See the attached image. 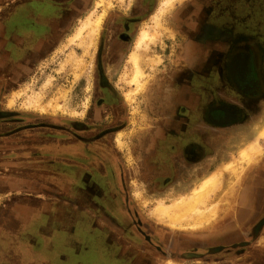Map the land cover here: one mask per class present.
Here are the masks:
<instances>
[{"label":"flooded vegetation","instance_id":"obj_1","mask_svg":"<svg viewBox=\"0 0 264 264\" xmlns=\"http://www.w3.org/2000/svg\"><path fill=\"white\" fill-rule=\"evenodd\" d=\"M153 2L141 3L146 8ZM189 7L174 18L184 44L175 50L180 54L176 61H168L159 72L156 98L146 82L130 103L126 95L134 85L130 83L132 90L127 91L121 80L124 68H134L131 52L149 12L115 14L102 30L96 89L87 119L69 117L64 124L52 119L35 122L24 113L0 110V121L17 124L0 127V164L7 161L0 171L2 197L34 199L46 194L66 198L67 205L82 202L129 211L130 218L121 215L114 236L129 238L138 246L152 243L155 252L168 255L162 239L154 242L144 231V217L132 199L131 183L140 179L152 194L163 193L173 184L178 189L190 185L228 155L234 133L242 135L264 116V0H195ZM112 24L113 29L109 28ZM138 47L145 48V43ZM170 47L167 43L163 50L169 53ZM142 54L146 80L152 62L147 52ZM137 100L146 112L135 115L132 109ZM57 131L62 132L64 143H58ZM120 134L123 148L118 143ZM124 134L130 135L129 140ZM11 141L19 146L10 147ZM128 149L132 155H127ZM126 156H132V161ZM258 170L251 173L242 197L251 214L246 232L241 236L231 227L226 235L230 241L219 243L226 248L200 251L198 259L234 250L241 254L264 237L263 163ZM104 233L110 234L108 230Z\"/></svg>","mask_w":264,"mask_h":264},{"label":"rangeland","instance_id":"obj_2","mask_svg":"<svg viewBox=\"0 0 264 264\" xmlns=\"http://www.w3.org/2000/svg\"><path fill=\"white\" fill-rule=\"evenodd\" d=\"M98 1L99 0H0V110L19 112V114L24 113L35 122L50 121L52 119L57 123L64 124L69 117L78 120L87 119L88 105H90V101L92 102V99H94L96 89L98 77L97 54L102 30H104V24L107 23L106 20L110 15L112 16L115 14L131 15L134 13L149 12V17L140 25L136 38V47L132 49L131 54L133 55L138 52L140 56L141 53H143V56L146 55L145 53L147 52L146 56L151 57L152 62L151 74L147 76V81H144L146 75L144 71V76L141 78L142 85L136 86L135 83H133L135 75L133 71L136 72V66L131 59L134 68H124L121 72V80L123 81V85L127 87V91H129V88L131 89L130 83L134 85V89H131L132 91L126 95L130 103L136 99V96H138L137 93L146 87V82L147 87H150L151 89H149L152 90V98H156V87L160 82L158 78L159 72L161 69L165 68L168 61L170 64L176 61L177 56L180 54H177L175 50L177 46L184 44V40L180 36L179 28L174 25V18L177 16L178 11L181 12L192 8L189 7V5L193 4L195 0H176L174 5L165 12L163 23L166 27H169V30L157 26L154 19L163 0H154L153 5H147L146 8L141 3L142 0H104L105 4L102 6L97 5ZM150 7H152L151 11ZM105 8L108 10L101 31H99L96 36H89V31H86L83 39L74 41L76 32L86 18L92 14L94 16H99L104 12ZM147 9H149V11ZM201 14H203V12ZM112 27L113 24L109 28ZM143 30H149L151 33L156 34V37L154 40L145 42V48H139L140 35ZM173 37L177 38L173 39ZM167 43L172 45L169 53L163 50L166 48ZM110 72L113 73L112 71ZM129 77H131L130 82H128ZM48 79L52 81L47 85ZM148 80L152 83L148 84ZM150 92L147 93V95L145 93L144 96L149 97ZM37 95L40 96L39 105L45 107V111H41L39 108H36V106H25V103L31 96ZM13 96H15L17 100L14 106L9 108L7 103ZM140 98L142 99V97ZM56 100L61 102L64 110L60 109L57 112L55 111L54 104H56ZM134 104L135 108L132 110H134L135 115L136 113L139 114L138 112L140 111L143 113L146 112L141 102L137 100V103ZM141 116V121L144 125L145 118L143 115ZM15 125L17 124L5 125L3 121H0V127H12ZM263 125L264 122L260 120L254 123L253 128H248L242 132V135L234 133L231 143L232 147L228 155L218 160L210 171L203 173L199 179H195L188 186L185 185L183 188L178 189L173 184L171 187L166 188L163 193L152 194L149 192V187L140 179L131 183V191L134 192L132 199L136 202L137 206H139L144 217L145 223L143 229L152 235L154 242H158L162 239L161 241L164 243L162 247L168 254V259H172L171 255L176 257L177 250H179V256H181V254L185 256L183 261L180 258V263L198 264L200 263L198 261L200 251L210 253L215 252L216 249L221 250L220 248H226L225 246H220L221 244L219 245L220 242L230 241L226 240V235L231 231H226V228H236L235 232L240 233L241 236L243 232H246L245 227L248 226L246 223L248 219H251V214L245 216L247 218L242 219L240 212L241 209L247 210L246 207L242 208L244 204L242 203L244 199L242 197L248 186V179H250L249 177L251 174L248 176L244 174L242 176L241 181L245 180V183H243L244 185L240 192L241 195L233 200L232 204L228 205L230 211L228 216L230 219L226 218L223 221L225 215L222 211H219L222 213L215 217L213 222L207 223L200 228L178 229L176 226H172L168 221H163L156 217L153 211L159 202L164 201L168 204L174 203L181 195L190 193L195 186H198L202 178L222 170L225 163L236 161L240 153V148L245 146L251 139L255 138L262 130ZM57 133V137H59L58 143H64V136H60L62 132L57 131ZM129 137L130 135L128 134H124L123 136L125 140H129ZM1 141L0 139V143ZM118 143L120 148H123L125 142L122 139V134L118 136ZM130 144L131 143L128 142V146ZM9 146L16 148L19 145L15 141H11ZM125 152L127 155H132L129 149L125 150ZM127 159L131 160L132 156L127 157ZM5 162L7 163V161H3V165L0 164V171H4V168L7 167ZM255 170H257V172L259 171L258 169ZM10 171L13 174H17L18 172L15 169H11ZM236 177V173L233 174L229 171L224 172L223 186L213 198H210L209 205L224 199L226 190L229 188L231 182L237 180ZM241 185L242 184H240L239 189H241ZM18 200L23 201L25 199H14L5 196L2 197L0 195V221L6 216L2 214L3 207L11 203L15 204V201ZM53 203L54 207H66L64 202L54 201ZM218 219H221L220 222H223L220 224L221 228L217 226ZM156 231L161 232L160 235H156ZM89 232V229L88 232L81 229L74 234L64 232V230L60 232L56 231L55 239L58 241L57 244H66L62 239L65 241L69 240L73 243V241L82 237L85 243H91L93 242V234ZM89 245V251H82L80 256L76 254L75 247L68 245V247L61 248L59 251L60 253L58 252V256L65 253L66 255H73L70 256V260L83 258L88 264H92L94 261L91 260L97 257V247L95 245ZM234 252H237V250H234ZM159 255L164 258V255L160 253ZM203 263L207 264V262H201V264Z\"/></svg>","mask_w":264,"mask_h":264},{"label":"crops","instance_id":"obj_3","mask_svg":"<svg viewBox=\"0 0 264 264\" xmlns=\"http://www.w3.org/2000/svg\"><path fill=\"white\" fill-rule=\"evenodd\" d=\"M260 120L264 122V116L257 121ZM253 125L254 123L250 124L248 128H253ZM262 163L264 164V156L259 165ZM55 200L64 202L66 207H54ZM242 206L245 208V204ZM3 208L6 209L2 210V214L6 216L1 219L2 226H0V264H88L83 258L70 260V256L73 255L64 253L58 256V252L63 247L72 246L75 247L76 254L80 256L82 251H89V244L97 247V257L91 260L94 261L92 264H102V261L103 264H165L169 258L168 256L160 257L154 251L152 243L138 246L129 238L114 236V231L119 229L121 215L124 213L126 214L124 218H130L129 211L121 212L114 207L105 209L96 205L89 206L82 202L79 205H67L66 198L55 199L46 194ZM249 212V209H241V218H247L245 216L249 215ZM81 229L87 232L88 229L90 230L89 233L93 234V242L85 243L81 237L73 243L62 239L66 244H57L56 231L64 230V232L74 234ZM229 229L226 228V231ZM105 230L110 232L109 236L105 235ZM263 242L264 237L261 236L255 243L247 246L244 253L208 255L200 257L198 264L201 262H207V264H264V249L261 247ZM6 245L7 249L4 248ZM178 251L176 257L171 255L172 260H182V258L180 260Z\"/></svg>","mask_w":264,"mask_h":264},{"label":"bare ground","instance_id":"obj_4","mask_svg":"<svg viewBox=\"0 0 264 264\" xmlns=\"http://www.w3.org/2000/svg\"><path fill=\"white\" fill-rule=\"evenodd\" d=\"M175 2L176 0L162 1V5L160 6L158 13L154 16L157 26L164 27L165 29L169 30V27H166L163 23V16L165 15V12L174 5ZM104 4V0H99L97 2L98 6H102ZM107 8H105L104 12L99 16H94L93 14L89 15L76 32L74 41H76L77 39H83L86 31H89V36H96V34L101 31V28L103 26L102 24L107 14ZM155 35L156 34L151 33L149 30H143L140 35L141 37L139 40V46H142V44L148 42V40H154V38L156 37ZM131 56V59L136 66V72L133 71V73H135L133 83H135L136 86H140L142 85L141 78L144 76L141 57L138 52L134 53ZM51 81V79H48L46 84H50ZM16 100V97L13 96L9 99L7 106L9 108L13 107L16 103ZM39 102V95L31 96L25 103V106H36V108H39L41 111H45L46 108L40 106ZM54 109L56 112L60 109L64 110L63 105L59 100H56ZM263 156L264 127L255 138L251 139L245 146L240 148V153L236 161H229L228 163L224 164V168H222V170H217L218 172H214L202 178L198 186H195V188H193L190 193L181 195L178 199L175 200L174 203L168 204L164 201L159 202L154 209L153 214L163 221H168L172 224V226H176V228L178 229L200 228L207 223L213 222L214 218L219 216L222 212L225 215V217L223 218L224 221L226 218H229L228 213L230 211L228 205L232 204V201L237 199L241 195L240 192L242 190V186L244 185L243 183H245V180L241 181L242 176L244 174L248 176L255 169H257V166L261 163ZM227 171L233 174L236 173L237 180L235 182H231L229 188L225 192V196L222 201H216V203L213 202L211 205H209L210 198H213V196L216 195L219 190H221L223 186L224 172ZM240 184H242L241 189H239ZM220 220L221 219H218V228L220 227V224L223 223L220 222ZM261 247L262 249H264V242L262 243ZM178 262L179 261L167 259L165 264H176Z\"/></svg>","mask_w":264,"mask_h":264}]
</instances>
